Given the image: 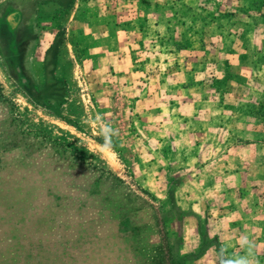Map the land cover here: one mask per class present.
I'll use <instances>...</instances> for the list:
<instances>
[{"label": "crops", "instance_id": "obj_1", "mask_svg": "<svg viewBox=\"0 0 264 264\" xmlns=\"http://www.w3.org/2000/svg\"><path fill=\"white\" fill-rule=\"evenodd\" d=\"M0 11L17 17L13 46L27 74L37 23H54L90 78L119 84L141 152L163 163L155 185L172 177L189 195L183 250L194 256L184 264H219L221 248L243 255L241 236L264 264V122L248 114L264 103V0H4Z\"/></svg>", "mask_w": 264, "mask_h": 264}, {"label": "rangeland", "instance_id": "obj_2", "mask_svg": "<svg viewBox=\"0 0 264 264\" xmlns=\"http://www.w3.org/2000/svg\"><path fill=\"white\" fill-rule=\"evenodd\" d=\"M16 20L0 11V264H184L194 256L183 250L189 195L175 193L168 182L181 180L172 177L155 185L163 163L141 152L145 138L119 84L90 78L53 21L48 30L37 23L40 50L27 74L13 46ZM97 114L119 130L115 155L98 147Z\"/></svg>", "mask_w": 264, "mask_h": 264}, {"label": "clouds", "instance_id": "obj_3", "mask_svg": "<svg viewBox=\"0 0 264 264\" xmlns=\"http://www.w3.org/2000/svg\"><path fill=\"white\" fill-rule=\"evenodd\" d=\"M92 123L97 125V132L102 141L98 144L101 152L115 155L113 137L118 136L119 130L99 114L92 120ZM240 247L244 249V254L240 256H230L226 248H221L217 253L219 264H257L253 251L255 246L246 236H241Z\"/></svg>", "mask_w": 264, "mask_h": 264}, {"label": "trees", "instance_id": "obj_4", "mask_svg": "<svg viewBox=\"0 0 264 264\" xmlns=\"http://www.w3.org/2000/svg\"><path fill=\"white\" fill-rule=\"evenodd\" d=\"M14 35H15V34H14ZM13 40H14V37H13ZM248 114H249V116H250L251 118H253V119H255V120H259V121L264 122V104H259V105H257V106L254 108V110L249 111ZM15 145H16L15 143H11V144H8V145L4 146V148L7 149L8 146L13 147V146H15ZM117 212L119 213V216H120V214H121V217L126 216L125 210H124V208H122V207L118 208ZM156 264H159V262L156 263Z\"/></svg>", "mask_w": 264, "mask_h": 264}]
</instances>
